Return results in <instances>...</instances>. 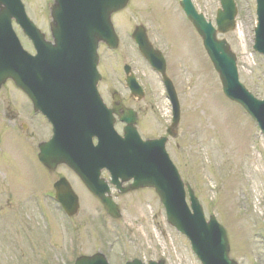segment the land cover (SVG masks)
<instances>
[{
	"label": "rangeland",
	"instance_id": "1",
	"mask_svg": "<svg viewBox=\"0 0 264 264\" xmlns=\"http://www.w3.org/2000/svg\"><path fill=\"white\" fill-rule=\"evenodd\" d=\"M22 1L29 19L45 30L51 0ZM176 1L131 0L129 9L116 18L134 21L140 17L133 12H140L148 19L151 33H159L157 39L168 59L166 74L180 105L177 134L168 140L166 150L205 217L214 215L226 230L229 256L238 264H264V140L257 137L256 125L241 108L223 97L199 38L171 10ZM193 3L208 19H214L217 0ZM236 3V28L220 37L237 57L239 81L264 100V59L252 51L255 4L253 0ZM120 50V56L131 51L125 37ZM112 63L110 59L105 63L103 73L110 72ZM140 66L156 107L168 119L170 107L161 86ZM9 84L0 91V264H72L77 255L99 250L108 253L110 264H120L133 257L157 260L159 248L166 264H199L186 240L166 224L152 191L119 196L116 202L122 217L103 220L101 226L97 203L72 175L63 168L45 173L36 155L40 142L50 136V128L40 116L32 115L27 100ZM140 121L144 138L165 134L162 127L154 126L150 110ZM59 176L66 177L79 196V210L71 220L50 198H41L42 207L32 202L37 204L32 194L52 192Z\"/></svg>",
	"mask_w": 264,
	"mask_h": 264
},
{
	"label": "water",
	"instance_id": "2",
	"mask_svg": "<svg viewBox=\"0 0 264 264\" xmlns=\"http://www.w3.org/2000/svg\"><path fill=\"white\" fill-rule=\"evenodd\" d=\"M127 2L128 0H54L51 8V19L55 24L52 27L53 35L62 43L69 36L81 38L82 42L79 44L83 46L87 55L86 80L93 81V54L96 42L102 40L106 45L116 47L117 41L110 25V17L113 13L122 10ZM220 3L222 11L218 12L216 22L218 31L223 33L233 29L236 11L232 0H220ZM256 3L258 24L255 29L254 50L264 55V0H256ZM185 5L184 11L203 40L204 48L219 76L224 94L231 101L239 103L258 123L264 134V101L254 99L239 83L235 57L226 42L216 40V31L200 15H196L187 0ZM82 17L85 18L84 21ZM12 20L21 27L29 39L36 32L26 17L20 0H0V87L10 79L28 95L30 100L34 101L32 83L30 79H26L31 74V58L21 50L11 28ZM79 29L82 34L77 32ZM138 44L144 55L154 61V54L144 42L138 41ZM157 60L162 65L161 60ZM168 91L173 96V125H176L179 116L178 105L170 86ZM84 109L81 114L84 113ZM106 115L107 113L102 111L104 119ZM55 118L56 116L49 117L54 123V139L40 147L39 160L45 167L53 168L56 164L52 162L53 160L66 157L64 163L72 167L87 189L100 200L113 217H116V206L110 198L104 197L108 189L105 184L99 183L101 182L98 180L99 172L95 171L93 175L85 176L75 166H98V170L106 167L112 174L113 183H117L119 178L123 182L132 180L133 183L127 191L153 189L165 208L167 222L187 237L192 251L202 264H235L228 259V240L225 231L216 223L214 217H211L208 223L204 221L201 207L188 185L186 188L192 212L187 207L184 185L164 150L165 139L143 143L136 133L131 131L132 138L126 137L124 140L116 138L112 145L105 144L102 138V145L92 149L90 148L92 135L84 123L78 122L79 127L72 128L68 125L71 120L63 114L61 120L56 122ZM128 121H132V118ZM59 186L60 184L56 185L57 190L66 189L67 195H59L58 200L66 213L72 216L76 213L77 198L72 195L68 187ZM75 264L106 263L102 256L97 254L90 258H79ZM127 264L141 263L133 261Z\"/></svg>",
	"mask_w": 264,
	"mask_h": 264
},
{
	"label": "flooded vegetation",
	"instance_id": "3",
	"mask_svg": "<svg viewBox=\"0 0 264 264\" xmlns=\"http://www.w3.org/2000/svg\"><path fill=\"white\" fill-rule=\"evenodd\" d=\"M133 14L134 16L140 17V19L136 18V20H134L135 23L133 24L132 22L134 21H132L129 18L126 19L125 17H123L121 19L119 18L117 19L116 18L117 16L113 18V23L116 31L120 34L121 37L122 35L125 36V39L128 42L127 43L128 47L131 49V51L126 52V54H123L120 59V55L119 53H117L118 49L116 51H110L102 44L98 45L97 53L99 60H98L97 70L101 78L98 84L96 85V88L99 96L101 97L106 107L111 108L112 105L115 103V105L121 104L125 108H130L134 110L136 112L137 127L139 128L141 126L140 117L147 114L150 107L152 108V105H150L148 102V100H150L149 99L150 93L145 80L147 76L142 70L138 69L137 65L139 66L141 65L140 67L144 69L147 73L151 72V69L146 64V62L143 61V59L137 52L134 44L130 42V37L132 36V34L133 35L140 34L139 32H137L140 31L141 33L146 35L148 40H150V37L158 38L157 35L159 33L157 31H154V29H153L154 31L153 34L151 33V30L148 28V23H149L148 19L143 17V14H141L140 12L139 13L133 12ZM47 39L49 40V36L47 37ZM154 42L156 43L155 46L153 45L155 49H157L158 45L161 47L158 39L157 40L154 39ZM31 48H32L33 56H36V52L34 51L33 46H31ZM162 52H163L162 53L163 56L165 57L166 72H167L168 59L165 52L164 51ZM109 59L113 61L110 72L103 73L105 63L109 61ZM155 75L158 77L157 74ZM132 77L135 79L136 83L142 89V96L140 98H138L139 97L138 95L132 94L131 90L127 87V83H126L127 79H130ZM111 78L112 80L106 81L107 79H111ZM157 82L160 85V81L157 80ZM115 91H116V96L118 95L119 98L118 101H115L113 98V94L110 93V92L114 93ZM123 127L124 125L116 120V122L114 123V128L120 131L123 129ZM63 169H65L68 172L66 168ZM102 175L105 177L104 173ZM61 177L63 176H59L58 179ZM112 194H114L115 198L119 196V194L114 189H112Z\"/></svg>",
	"mask_w": 264,
	"mask_h": 264
}]
</instances>
